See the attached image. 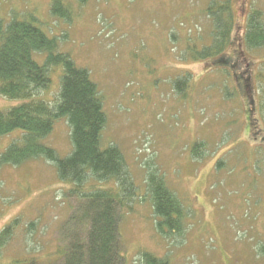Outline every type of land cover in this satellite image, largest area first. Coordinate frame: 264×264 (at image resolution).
<instances>
[{"label":"rangeland","instance_id":"1","mask_svg":"<svg viewBox=\"0 0 264 264\" xmlns=\"http://www.w3.org/2000/svg\"><path fill=\"white\" fill-rule=\"evenodd\" d=\"M51 1L0 0V22L14 12L34 15L97 83L108 116L102 145L122 150L140 186L119 223L126 264H143L144 250L171 264H264V49H248L244 36L251 7L264 10V0H230L234 24L220 56L227 64L219 56L194 58L211 44L214 0H67L72 20L55 16ZM194 40L198 48L190 52ZM234 71L242 81H234ZM60 73L39 98L55 101ZM180 78L186 79L181 92ZM24 100L0 94V108ZM17 134L1 136L0 153ZM42 141L68 156V119L57 120ZM197 141L205 142L201 157L192 151ZM150 166L191 209L182 235L157 231L146 196ZM71 187L44 156L0 165V231L18 222L2 264L57 255L78 203L65 193Z\"/></svg>","mask_w":264,"mask_h":264},{"label":"trees","instance_id":"2","mask_svg":"<svg viewBox=\"0 0 264 264\" xmlns=\"http://www.w3.org/2000/svg\"><path fill=\"white\" fill-rule=\"evenodd\" d=\"M76 1L79 5L88 2ZM51 11L66 20H72L74 15L67 0H52ZM208 11L214 22L212 41L195 51V59L220 57L230 43L234 24L232 2L214 0ZM249 13L244 35L246 47L254 51L264 49V10L253 6ZM36 20L34 15L22 18L14 12L8 22H0V94L26 99L9 109L0 108V138L18 133L0 153V165H18L44 156L56 164L59 178L72 185L65 193L78 203L63 225L67 232L60 234L62 245L56 256L46 262L34 256L20 257L14 264H126L119 223L124 210L132 209L140 186L122 150L114 144L102 145L108 116L89 70L78 66L70 53L60 50L57 36L48 35ZM187 44L190 52L198 48L196 40ZM222 61L227 64L229 60L220 57ZM59 71L61 82L55 101L39 98L41 92L49 89L53 73ZM238 74L234 71L232 75L235 82ZM185 84L186 79L180 78L175 86L181 92ZM63 117L71 125L73 140V150L66 157L42 141ZM204 146V141L193 144L195 157L203 155L200 150ZM150 167L146 196L153 205L157 231L167 238L182 235L191 209L168 186L159 170ZM17 223L15 220L0 231V264ZM140 260L143 264H171L167 258L147 250L141 252Z\"/></svg>","mask_w":264,"mask_h":264},{"label":"flooded vegetation","instance_id":"3","mask_svg":"<svg viewBox=\"0 0 264 264\" xmlns=\"http://www.w3.org/2000/svg\"><path fill=\"white\" fill-rule=\"evenodd\" d=\"M239 78H240V79H238V81H242L240 76H239Z\"/></svg>","mask_w":264,"mask_h":264}]
</instances>
